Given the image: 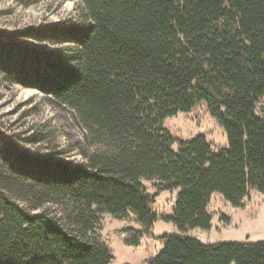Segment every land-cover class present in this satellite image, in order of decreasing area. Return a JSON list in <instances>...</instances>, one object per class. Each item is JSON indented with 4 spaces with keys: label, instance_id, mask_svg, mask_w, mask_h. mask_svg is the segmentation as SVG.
Here are the masks:
<instances>
[{
    "label": "trees",
    "instance_id": "16d2710c",
    "mask_svg": "<svg viewBox=\"0 0 264 264\" xmlns=\"http://www.w3.org/2000/svg\"><path fill=\"white\" fill-rule=\"evenodd\" d=\"M22 6L42 0H12ZM75 1V0H72ZM74 15L0 29V75L68 109L84 146L30 151L0 128V264H108L100 216L129 212L123 242L162 234L148 264H264V240L203 243L213 193L242 207L264 195V0H77ZM204 103L226 135L173 136L165 118ZM157 190H177L172 215L152 210ZM131 264V263H124Z\"/></svg>",
    "mask_w": 264,
    "mask_h": 264
},
{
    "label": "rangeland",
    "instance_id": "374dc122",
    "mask_svg": "<svg viewBox=\"0 0 264 264\" xmlns=\"http://www.w3.org/2000/svg\"><path fill=\"white\" fill-rule=\"evenodd\" d=\"M81 4L75 0H42L22 6L12 0H0V29L11 31L28 24L57 21L74 15ZM257 113L264 117V96L259 100ZM164 126L181 139L204 134L212 147H225L226 135L204 103H198L190 111L177 112L165 118ZM0 128L16 133L20 138L40 136L36 143L19 139L22 147L40 152L63 149L71 160H79L78 149L84 146L80 128L68 109L55 99L43 95L32 87L10 83L0 75ZM151 194H156L151 208L159 217L172 215L177 190H157L154 180H142ZM211 225L207 230L199 227L186 233L203 243L227 241L264 240V195L250 191L243 199L242 207H234L219 193H213L208 204ZM126 226L141 227L132 213L118 219L109 213L101 214L96 232L102 236L113 258L108 264H148V259L163 248L162 234L179 233L171 221L158 219L151 228L154 237L142 235L138 245H128L119 230Z\"/></svg>",
    "mask_w": 264,
    "mask_h": 264
},
{
    "label": "water",
    "instance_id": "95a60500",
    "mask_svg": "<svg viewBox=\"0 0 264 264\" xmlns=\"http://www.w3.org/2000/svg\"><path fill=\"white\" fill-rule=\"evenodd\" d=\"M121 237H122V240L124 239V237H125V234H121Z\"/></svg>",
    "mask_w": 264,
    "mask_h": 264
}]
</instances>
